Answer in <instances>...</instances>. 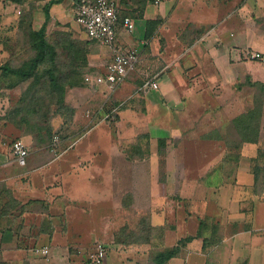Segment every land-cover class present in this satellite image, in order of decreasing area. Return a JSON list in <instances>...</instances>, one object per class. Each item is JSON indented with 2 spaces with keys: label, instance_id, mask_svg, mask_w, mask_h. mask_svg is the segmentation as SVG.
Segmentation results:
<instances>
[{
  "label": "crops",
  "instance_id": "1",
  "mask_svg": "<svg viewBox=\"0 0 264 264\" xmlns=\"http://www.w3.org/2000/svg\"><path fill=\"white\" fill-rule=\"evenodd\" d=\"M114 1V47L136 49L138 61L114 88L93 82L74 104L70 137L44 141L1 112L0 264H89L95 243L106 249L102 264H152L174 249L163 264H264V178L253 174L264 169V125L253 123L257 135L244 142L238 119L250 110L246 83L264 88V63L248 57L264 56V0ZM33 2L32 26L47 34L75 23L80 0ZM91 42L89 64L104 72L110 50ZM15 140L27 147L25 165ZM118 156L164 164L148 191L123 190L131 205L117 199Z\"/></svg>",
  "mask_w": 264,
  "mask_h": 264
},
{
  "label": "rangeland",
  "instance_id": "2",
  "mask_svg": "<svg viewBox=\"0 0 264 264\" xmlns=\"http://www.w3.org/2000/svg\"><path fill=\"white\" fill-rule=\"evenodd\" d=\"M26 1L29 3L24 4L29 6L28 8H21V4L14 5L15 8L11 7L12 5H9V8L5 7L7 3L3 6L0 4V115L5 111V116L1 117L8 121L12 120L26 132L31 133L33 130L38 135L41 133L39 139L44 141L46 140L44 129L53 124L54 129L59 131L56 135L60 139H66L72 134L71 127L76 123L75 114L71 120L66 117L71 116L70 110L74 109V104L77 105L83 100L84 94L90 92L93 82H96L103 73L89 64L88 49L95 43L90 42L82 28L75 23L60 25L59 30L55 27L54 30H47L46 42L48 47L53 49L47 66H44L45 62L43 66L34 63L37 55L32 51L33 37L30 35L34 27L31 16L28 17L27 14H32L33 5L36 3L34 0ZM210 2L211 6L216 4L214 1ZM29 22L32 31L28 29ZM85 42L88 44L87 53L81 51ZM77 54L81 58H76ZM51 78L54 79L53 82ZM244 91L245 102L248 104L246 109L254 107L256 102L260 103L264 95V90L259 85L252 86L246 83ZM262 105L259 111L261 126L264 125V103ZM117 130L118 128L114 130L116 140L121 141L125 147V140L119 139L120 134ZM261 133L264 135V131ZM95 138L96 134L93 132L84 140L91 142ZM190 153L192 154V150ZM125 160L124 156H118L115 163L117 175L115 188L120 191V195L117 196L118 202L131 205L133 196L128 192L125 194L123 190L130 188L132 193H135L141 187H146L141 189L148 191L157 165L151 160L141 165L126 163ZM163 166L161 163L157 167L161 174ZM135 201H138V197ZM257 222L264 224V218Z\"/></svg>",
  "mask_w": 264,
  "mask_h": 264
},
{
  "label": "built area",
  "instance_id": "3",
  "mask_svg": "<svg viewBox=\"0 0 264 264\" xmlns=\"http://www.w3.org/2000/svg\"><path fill=\"white\" fill-rule=\"evenodd\" d=\"M74 21L79 25L86 37L90 41L107 47L111 53V61L106 65L105 71L96 79V83L105 84L109 88H114L121 84L129 71L138 61V52L134 48L118 50L114 47L116 41V26L118 23V5L114 0H80L78 3ZM122 24L127 31L133 30V24L127 17L122 19ZM251 60H259L264 63V56L252 52L248 54ZM146 85L156 89V83L149 81ZM56 141L57 138L54 137ZM14 160L19 165H25V159L28 155L27 147L20 140L12 145ZM45 260H49L48 247L35 249ZM80 253V252H78ZM106 249L102 243H95L93 248L86 254V261L89 264H102Z\"/></svg>",
  "mask_w": 264,
  "mask_h": 264
},
{
  "label": "trees",
  "instance_id": "4",
  "mask_svg": "<svg viewBox=\"0 0 264 264\" xmlns=\"http://www.w3.org/2000/svg\"><path fill=\"white\" fill-rule=\"evenodd\" d=\"M5 1H10L12 3L15 4H22L24 3V0H4ZM28 17L31 16V14H27ZM31 21H32V16H31ZM28 29L29 31L31 29V24L30 22L28 23ZM34 30V29H33ZM45 30H46V25L44 24L41 28H39L38 30H34L32 31V33L30 34L31 37H33V41L31 44L32 47V51H34L37 55V57L34 58V63H39L40 65H42L44 62V66H47L48 62L51 59V54H52V48L48 47V44L46 42V34H45ZM90 41V40H89ZM88 41V42H89ZM91 42V41H90ZM87 42H85V46L81 49L82 52H86L87 53ZM76 58H81V56L79 54L76 55ZM43 66V65H42ZM53 78H51V82H53ZM254 85H257L254 83ZM261 87H263V85H260ZM264 90V88H262ZM263 104V99L261 100V102L255 104L254 107H252L248 113H246L244 116L238 118L239 120H243L244 124H245V130L244 132L240 133L241 134V138H243L244 142H251L254 138V136L257 135V132L252 130L251 127L254 123V125L258 124L259 122V117H260V113L259 111L262 109V105ZM71 112V116L70 117H66L69 118L70 120L73 118L74 116V109L70 110ZM56 118V117H54ZM53 119V118H52ZM40 130V129H37ZM32 132H34L33 130H31ZM42 132V130H41ZM44 133L46 135V139L47 140H51L52 138H54L53 136H58L56 135L57 133H59V131H56V129H54L53 124H50V127L44 129ZM17 141V140H15ZM253 174L255 176V180H256V184L257 182L259 183L260 178H264V169L261 170L260 167H254L253 168ZM262 182V181H261ZM177 249L168 251L167 253H158L157 256L153 257L152 256V264H163L164 262H166L168 259H170L174 254H176Z\"/></svg>",
  "mask_w": 264,
  "mask_h": 264
}]
</instances>
